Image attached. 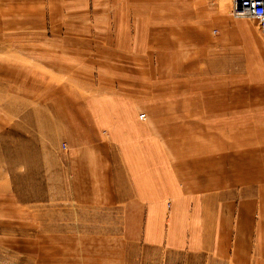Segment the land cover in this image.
<instances>
[{"label":"crops","instance_id":"1","mask_svg":"<svg viewBox=\"0 0 264 264\" xmlns=\"http://www.w3.org/2000/svg\"><path fill=\"white\" fill-rule=\"evenodd\" d=\"M232 6L0 0V253L264 264V32Z\"/></svg>","mask_w":264,"mask_h":264},{"label":"rangeland","instance_id":"2","mask_svg":"<svg viewBox=\"0 0 264 264\" xmlns=\"http://www.w3.org/2000/svg\"><path fill=\"white\" fill-rule=\"evenodd\" d=\"M257 24V23H256ZM261 29V28H259ZM1 201V200H0ZM22 243V242H21ZM115 241H112V248L114 249ZM22 247L20 244H16V248ZM73 248H76L72 253L77 252L78 258L81 259L87 255L92 254L100 256L107 250V246L101 245V241H88V240H74ZM53 258V256H52ZM48 258V259H52ZM36 263L38 264V258L34 256ZM95 262L99 263L102 258H91ZM97 260V261H96ZM50 262V260H48ZM34 262V260H33ZM35 263V262H34ZM0 264H27L23 260L22 255L10 256L5 253H0ZM128 264H215L209 258H201L199 256H190L182 254H171L165 251H157L149 248H137L133 252H129Z\"/></svg>","mask_w":264,"mask_h":264},{"label":"built area","instance_id":"3","mask_svg":"<svg viewBox=\"0 0 264 264\" xmlns=\"http://www.w3.org/2000/svg\"><path fill=\"white\" fill-rule=\"evenodd\" d=\"M232 5L236 18L252 20L264 32V0H232ZM140 119L144 121L146 116L142 114Z\"/></svg>","mask_w":264,"mask_h":264}]
</instances>
